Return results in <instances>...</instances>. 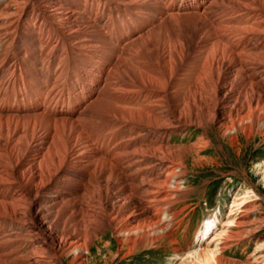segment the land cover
Returning <instances> with one entry per match:
<instances>
[{"label":"bare ground","instance_id":"6f19581e","mask_svg":"<svg viewBox=\"0 0 264 264\" xmlns=\"http://www.w3.org/2000/svg\"><path fill=\"white\" fill-rule=\"evenodd\" d=\"M212 131L264 133V0H0V264H89L107 232L113 256L175 243ZM203 251L178 264H264V237L244 263Z\"/></svg>","mask_w":264,"mask_h":264},{"label":"rangeland","instance_id":"374dc122","mask_svg":"<svg viewBox=\"0 0 264 264\" xmlns=\"http://www.w3.org/2000/svg\"><path fill=\"white\" fill-rule=\"evenodd\" d=\"M189 130L185 138L173 134L172 142L180 138L190 143L200 136L201 128L191 126ZM210 135L212 142L199 152L203 159L189 161L181 176L180 185L188 194L174 205L181 210L174 219L175 243H155L125 257L113 256L117 243L107 232L89 248V264H178L181 256L194 249H204L201 258L213 252L241 263L248 260L256 241L264 237V133L248 137L239 133L234 140L229 136L220 139L215 131ZM244 209L260 227L251 235L229 238ZM211 219V230L200 240L204 224Z\"/></svg>","mask_w":264,"mask_h":264}]
</instances>
